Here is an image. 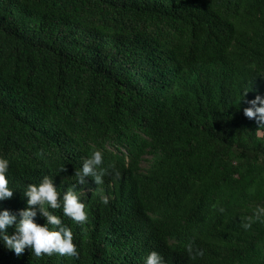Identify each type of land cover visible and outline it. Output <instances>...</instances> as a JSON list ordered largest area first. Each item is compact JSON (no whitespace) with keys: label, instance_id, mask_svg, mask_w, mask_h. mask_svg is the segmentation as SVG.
Instances as JSON below:
<instances>
[{"label":"trees","instance_id":"1","mask_svg":"<svg viewBox=\"0 0 264 264\" xmlns=\"http://www.w3.org/2000/svg\"><path fill=\"white\" fill-rule=\"evenodd\" d=\"M245 92L264 96V0H0V210L19 220L48 175L88 213L52 209L78 256L0 242V264H264V126ZM94 150L110 174L80 183Z\"/></svg>","mask_w":264,"mask_h":264},{"label":"clouds","instance_id":"2","mask_svg":"<svg viewBox=\"0 0 264 264\" xmlns=\"http://www.w3.org/2000/svg\"><path fill=\"white\" fill-rule=\"evenodd\" d=\"M239 100L244 101L248 106L243 108L246 117L254 118L260 127L264 126V96L257 94L254 99L246 100L245 94ZM43 155V150H41ZM104 154L101 150H94L83 160L82 166L76 170V177L80 183H84L85 177H92L97 184L103 183V176L110 174L108 169L100 168L103 164ZM10 161L0 155V201H5L13 196L14 189L9 186L7 173ZM119 175V172L116 171ZM27 197V207L20 211V219L9 210H0V242L13 250L17 255L29 248L36 256L42 254L51 255L54 252L70 257L78 256L77 246L73 240V231L70 227L62 223L61 217L54 214L52 209H60L65 215L78 222H85L88 213L85 210L86 204L81 199V193L73 191L71 188L62 197L60 191L54 185L53 180L48 175L42 180L28 184L23 192ZM107 203V198H105ZM37 208L45 218L44 224L34 221L37 215ZM14 226V232L9 235L7 229ZM247 226V225H246ZM145 264H165L160 253L153 250L146 259Z\"/></svg>","mask_w":264,"mask_h":264},{"label":"rangeland","instance_id":"3","mask_svg":"<svg viewBox=\"0 0 264 264\" xmlns=\"http://www.w3.org/2000/svg\"><path fill=\"white\" fill-rule=\"evenodd\" d=\"M262 134L264 135V129H259L258 135L261 136Z\"/></svg>","mask_w":264,"mask_h":264}]
</instances>
